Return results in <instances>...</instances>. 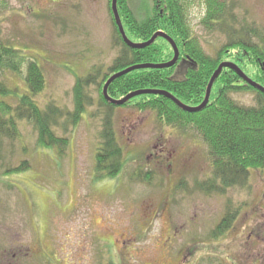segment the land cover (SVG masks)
Here are the masks:
<instances>
[{
  "label": "rangeland",
  "instance_id": "374dc122",
  "mask_svg": "<svg viewBox=\"0 0 264 264\" xmlns=\"http://www.w3.org/2000/svg\"><path fill=\"white\" fill-rule=\"evenodd\" d=\"M110 1L0 0L2 39L43 70L45 85L35 97L42 109L54 103L64 113L73 111L77 78L95 66L106 70L119 54ZM147 1L131 5L142 13ZM187 1L194 35L214 55L227 38L203 25L205 0ZM226 1L238 20L264 27V0ZM183 65L175 78L185 76ZM26 72V65L7 70L0 80L22 94ZM85 93L92 100L79 123L64 115L54 127L69 138L62 156L39 147L26 120L18 122L15 139L0 135V260L11 254L20 264H234L236 256L241 264L247 256L242 229L264 225V168L252 169L245 185L224 194L206 192L199 184L211 175L210 153L196 130L162 125L152 111L119 107L113 123L126 167L98 181L96 152L107 110L96 84ZM234 98L256 104L252 92ZM7 99L15 104L19 98ZM22 160L28 170L7 173ZM140 171L152 172L151 180L133 177ZM229 204L239 210L233 234L214 239Z\"/></svg>",
  "mask_w": 264,
  "mask_h": 264
},
{
  "label": "trees",
  "instance_id": "16d2710c",
  "mask_svg": "<svg viewBox=\"0 0 264 264\" xmlns=\"http://www.w3.org/2000/svg\"><path fill=\"white\" fill-rule=\"evenodd\" d=\"M204 2L203 25L208 30H218L227 38L214 55L207 53L194 35L188 19L187 0H151V4L147 1L142 13L132 7L131 0H118L125 32L132 41L145 42L156 32L163 31L176 42L180 58L169 68L136 69L118 77L110 84L108 94L114 99H122L138 90H161L170 92L186 105L199 106L205 100L211 77L225 61L236 63L251 79L264 86V27L238 20L226 0ZM110 11L114 45L119 48V54L106 70L103 66H95L87 75L77 78L74 88L76 107L71 112L65 111L67 114L54 103L41 108L35 97L45 85L42 68L36 59L22 55L0 35V74L7 70H20L24 65L27 68L24 80L27 90L22 94L19 87L12 89L7 82L0 80V135L15 139L19 135L18 122L26 120L37 132V145L56 149L62 156L69 138L56 135L54 127L60 126L64 115L68 123L74 126L79 123L92 100L85 93V88L93 83L100 93V105L107 110L96 152L95 177L98 181L114 178L126 167L124 148L118 141L113 123V112L119 107H131L154 112L162 125L193 128L199 133L208 146L211 161L210 177L199 184L202 190L224 194L231 187L245 185L252 169L264 168V92L248 84L232 68L224 67L213 85L208 104L196 112L181 109L163 94L145 93L123 105L108 102L103 88L112 75L137 64L168 62L174 56L173 47L162 37L142 49L127 45L111 6ZM182 61L185 76L177 79L175 72ZM241 92L254 93L256 104L247 106L236 100L234 94ZM13 95L19 98L15 104L7 99ZM29 168V162L22 160L19 166L8 168L7 173L24 172ZM151 175L152 172L140 171L133 177L150 181ZM238 213L239 210L232 209L229 204L211 237L218 239L224 236ZM10 256L1 259L0 264H20L19 258Z\"/></svg>",
  "mask_w": 264,
  "mask_h": 264
},
{
  "label": "water",
  "instance_id": "95a60500",
  "mask_svg": "<svg viewBox=\"0 0 264 264\" xmlns=\"http://www.w3.org/2000/svg\"><path fill=\"white\" fill-rule=\"evenodd\" d=\"M111 9L114 15V19L115 22L118 26V29L121 33V36L123 38V40L125 41V43L127 45H129L132 48H137V49H142L148 46H151L159 37L165 38L173 47L174 50V56L172 58V60L168 61V62H163V63H144V64H137L131 67L126 68L123 71H120L114 75H112L107 82L105 83V86L103 88V94L105 96V98L108 100V102L113 103L115 105H123L125 104L128 100H130L131 98L138 96V95H142L145 93H153V94H163L169 98H171L181 109L185 110V111H189V112H196L199 110H202L209 102L210 99V95H211V91L213 88V85L216 81V79L219 77L220 73L222 72L224 67H230L233 70H235L239 76L245 80L248 84H250L251 86L259 89L260 91L264 92V86H262L261 84L257 83L256 81H254L253 79H251L236 63L234 62H230V61H225L222 62L219 67L217 68V70L214 72L213 76L211 77V80L208 84L207 87V93H206V97L205 100L203 101L202 104H200L199 106H189L184 104L183 102H181L177 97H175L173 94H171L170 92L167 91H161V90H138V91H134L129 93L127 96H125L122 99H114L112 98L109 94H108V88L110 86V84L118 77L125 75L133 70L136 69H144V68H157V69H161V68H169L174 66L175 64H177V62L179 61L180 58V52L178 49V46L176 44V42L174 41V39L172 37H170L168 34H166L163 31H158L156 32L148 41L145 42H134L132 41L126 34L124 26H123V22L119 13V9H118V0H112V4H111Z\"/></svg>",
  "mask_w": 264,
  "mask_h": 264
},
{
  "label": "flooded vegetation",
  "instance_id": "af4514ba",
  "mask_svg": "<svg viewBox=\"0 0 264 264\" xmlns=\"http://www.w3.org/2000/svg\"><path fill=\"white\" fill-rule=\"evenodd\" d=\"M229 231L228 233L231 232ZM242 233L243 236L241 238L244 239H241L240 242L244 245L247 256L241 258V264H264V225H261V222H256L247 229H242ZM231 234L233 233L231 232ZM235 257H232L234 259L233 263L237 264L238 260Z\"/></svg>",
  "mask_w": 264,
  "mask_h": 264
}]
</instances>
